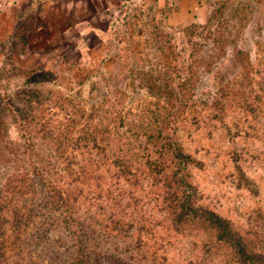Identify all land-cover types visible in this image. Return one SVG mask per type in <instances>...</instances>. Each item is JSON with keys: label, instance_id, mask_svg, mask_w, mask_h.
Segmentation results:
<instances>
[{"label": "rangeland", "instance_id": "obj_1", "mask_svg": "<svg viewBox=\"0 0 264 264\" xmlns=\"http://www.w3.org/2000/svg\"><path fill=\"white\" fill-rule=\"evenodd\" d=\"M108 1L118 5L110 30L104 19V33L87 31L64 69L0 74V264H264V55L236 56L254 65L238 82L232 48L222 66L200 63L194 75L184 31L205 25L220 0ZM161 74L187 78L182 104L158 102L176 116L166 130L179 146L143 150L140 115L157 101L142 88ZM81 136L83 154L69 155ZM121 148H135L129 173L118 170ZM52 163L81 167L70 175ZM38 174H48L46 191ZM185 180L194 188L182 198ZM36 191L55 196L20 225L8 211Z\"/></svg>", "mask_w": 264, "mask_h": 264}, {"label": "trees", "instance_id": "obj_2", "mask_svg": "<svg viewBox=\"0 0 264 264\" xmlns=\"http://www.w3.org/2000/svg\"><path fill=\"white\" fill-rule=\"evenodd\" d=\"M184 32L186 34L185 39L187 40V43L192 49L191 51L192 53L190 54L191 64H189L188 66V71H190L189 69H192L195 75L196 70L200 69L199 68L200 63L209 64L210 66L209 69H211L212 67L211 63L212 65L214 63L213 68L215 66L217 67L218 65L219 67L222 66L224 62L223 61L224 57H226L229 48H232L233 53H235V58L233 60V63H230V65H233V67L235 68L234 70H236V72L234 74L229 73L230 76L232 77V79L236 80L235 82H238L239 79L243 80L245 78H250L251 74H246L245 72L248 73L249 71H251V69L249 68H251L254 65L251 63V61H249V59H246V62L245 60L238 61L236 56L237 55L247 56V54H249L250 52V49L251 48L254 49V47L257 52V57L260 56V54L264 55V3H262L261 0H220L218 3H216L215 7L213 8V11L210 14V17L207 20L205 25L189 27ZM243 35L244 36L248 35L249 38L245 39L244 37H242ZM242 42H244L245 51L240 49L243 47ZM203 50H206L205 51L206 57L201 56L200 52ZM205 58H208V60L209 59L211 60H209V62L206 63L207 60ZM259 65L260 63L256 65L258 66L256 68H259ZM254 75L259 77V74H257V72ZM244 76H248V77H244ZM161 77L162 79L158 81L157 83H151L146 87L143 86L144 88H142L148 93L150 92L151 97H153V99L157 101L155 103V107H153L150 110H147V112L143 110L142 111L143 114L140 115L141 124H144L146 126V129H145L144 134L138 135V138L140 140H142V138H145L148 144V146H144L143 150L152 148L150 144L153 143L154 141H159V140H161L162 144L165 146L166 145L179 146V143L176 142V140L178 139L177 131L166 130V129H169L168 128L169 120L171 119V121L175 123L174 117L176 116L175 114L174 116H171L173 113L171 114L170 111L165 113L164 107L158 102L166 103L170 99L169 102L171 104L174 99H176L177 101V97H179L178 99L181 100V104H182L183 94L186 91L185 86L187 84L186 83L187 78H185V80L183 81L180 77L177 81L176 80L177 76H174V74H168L165 76H162L161 74ZM262 80H264V74L262 76ZM231 81L225 80L224 83L227 82L228 84L229 82L230 84V85L228 84L229 87H233L234 89V87L237 84ZM250 82L253 85L256 84L253 79H250ZM174 86H175V92L172 89ZM223 86L224 88L225 87L228 88V86L226 85H223ZM222 95H223V92L220 91L219 96H222ZM10 103L12 102L7 101V106L9 108L11 107ZM151 115H153L154 118H156V120L157 118L159 119L160 122L158 120L157 121L160 125H162L161 130H154V128L150 126L151 120H153L152 118H150L151 120L149 119ZM165 118L167 119V121ZM97 134L98 133L96 132H92V135L96 138L95 139L96 141L102 140L105 136V135L100 136L101 138L100 139V138H97ZM83 137L84 136H81L80 139L76 140V143H79L80 148L79 147L72 148L69 155L76 154L79 152L81 155L83 154L84 150L82 149L85 147V145H87V143L85 142L86 139ZM84 142L86 144H83ZM139 150H141V147ZM98 151H100V148L98 149ZM102 151H103V148H102ZM179 152H180L179 155H176V152H175V159H179V156H182L181 154L182 151L179 150ZM57 153L58 151L54 152V156L52 157L56 158ZM119 153H120V156L119 155L117 156L120 157V163L122 164V166L118 170L122 171V174L129 173L130 170H132L131 163L133 162L134 165H136L137 163L136 162L137 158L134 161V159L130 157V155H133L135 153V148L131 152H126L123 148H121V150H119ZM124 157L127 158V161H124L123 159ZM164 157H165V154L163 155V158ZM63 163H65V161ZM128 163H130V166ZM156 164L157 163H155V165ZM49 167L52 169L54 168L59 169L63 172H68L70 175H75V173L78 172L77 167L80 169L81 166H77V167L66 166L65 167V165L60 166L57 163L56 164L52 163ZM35 169H38V167H35ZM185 169H187L186 162H184V170ZM11 171L13 172H10L11 174L7 178V180H9V183L11 182V180H13L14 182L13 178L15 177L14 175H16V173L18 172V168L13 169ZM137 173H138V170L134 169L133 174L136 175ZM178 173H179V170L176 171V175ZM36 176L39 179L41 178L42 186L46 191V188L49 186L48 174H46V176L42 174L40 175L38 174ZM183 187L184 189L181 190L182 198H184L185 196L186 197L188 196L187 195L189 193L188 188H192V189L194 188L192 184L188 182L187 180L183 182ZM51 191L57 192L58 189L57 187L54 186L53 188H51ZM32 193L33 192L31 191V194ZM38 194H41L42 197L37 198V200H34V198L32 197L24 199L23 201V203H25L24 208L22 207V205H20L18 207L13 208L12 211H8L9 213H12L15 217L18 218L17 222L20 225H23V226L28 225L29 218H31V221H33L31 216L34 215V217H36L38 215L36 211H34V204L39 199L41 200L46 199V200H49L51 203V200L55 196V194H53L52 192L49 195H46L47 193L36 191V195ZM65 195L70 196V194H64V198L66 197ZM82 195H84L83 192H80V198L82 197ZM67 198L72 199L71 197H67ZM66 202L68 203L67 200ZM81 224L83 226V223ZM222 227L226 229L224 225ZM258 256L259 258L264 259V256L262 255H258ZM114 263L120 264L121 260H115Z\"/></svg>", "mask_w": 264, "mask_h": 264}, {"label": "crops", "instance_id": "obj_3", "mask_svg": "<svg viewBox=\"0 0 264 264\" xmlns=\"http://www.w3.org/2000/svg\"><path fill=\"white\" fill-rule=\"evenodd\" d=\"M157 3L164 7L168 0ZM114 9L117 3L108 0H0V74L37 71L50 63L56 65L48 69H64L72 53L81 56L87 31L104 33L98 23L104 19L110 30Z\"/></svg>", "mask_w": 264, "mask_h": 264}]
</instances>
